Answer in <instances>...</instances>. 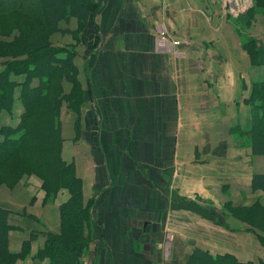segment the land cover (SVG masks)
Wrapping results in <instances>:
<instances>
[{"label": "crops", "instance_id": "1", "mask_svg": "<svg viewBox=\"0 0 264 264\" xmlns=\"http://www.w3.org/2000/svg\"><path fill=\"white\" fill-rule=\"evenodd\" d=\"M97 2L80 30L75 17L59 22L76 37L52 34L56 45L73 50L86 94L81 132L70 109L61 125L63 160L82 181L83 201L94 200L83 264H186L195 246L242 261L264 259L255 232L236 219L220 225L203 208V201L219 197L264 193L251 190L252 175L264 173V155L252 154L249 137L239 132L243 118L250 120L244 80L251 60L248 53L234 57L240 50L227 0L90 4ZM161 30L184 42L158 48ZM18 103L1 112L0 126L17 124ZM22 194L19 203L3 199L1 207L19 212L30 195ZM40 195L28 208L40 226L8 215L21 228L9 232L11 250L17 232L24 240L32 231H60V205L69 191L61 189L48 203Z\"/></svg>", "mask_w": 264, "mask_h": 264}, {"label": "trees", "instance_id": "2", "mask_svg": "<svg viewBox=\"0 0 264 264\" xmlns=\"http://www.w3.org/2000/svg\"><path fill=\"white\" fill-rule=\"evenodd\" d=\"M91 0H38L43 22L33 18L26 22L12 42L0 41V56L7 59L0 65V114L2 111L12 112L17 100L23 103L19 120L15 126H0V171L6 169L9 162L16 156H25L29 148L39 161L37 166L46 176L43 182L47 193L55 195L59 189L69 191L68 199L60 205L61 229L59 232L46 231L47 239L39 248L34 258L44 264H81L89 245L84 232V224L91 219V208L94 200L83 201L82 181L75 174L72 162L67 163L61 157L63 143L60 114L64 103L75 110L72 103L74 89L66 92L64 81L75 85L74 52L70 48H53L45 34H40L41 23L47 33L58 30L69 31L75 37L77 31L59 28V22L75 17L79 30L89 19V10L94 4ZM23 2L19 0H0V12L11 18L22 12ZM90 4V5H89ZM28 5V6H26ZM26 7H35L34 0H27ZM264 10V0H253V5L237 15L235 23L245 27L251 26L256 10ZM0 16L4 15L1 14ZM22 14V13H20ZM35 19V20H34ZM5 21V25L10 24ZM9 25L5 29H10ZM43 31V30H42ZM17 37V38H16ZM255 66L264 67V46L251 37L242 43ZM64 54L63 56H61ZM17 76L21 79H18ZM251 110L252 124L249 129L239 128V132L249 137L251 153L264 155V78L253 82L245 99ZM46 154L47 157L37 155ZM55 179L52 183L49 179ZM50 184H55L51 186ZM251 190L264 191V173H254L251 179ZM231 214L248 223L252 228L264 232V204L254 202L251 205H228ZM9 210L0 207V264H14L15 260L29 250L30 239L23 242L22 249L14 253L9 249V232L17 229L8 222ZM264 245V236L257 234ZM186 264H264V259L239 260L231 253L212 254L210 251L195 246L189 253Z\"/></svg>", "mask_w": 264, "mask_h": 264}, {"label": "rangeland", "instance_id": "3", "mask_svg": "<svg viewBox=\"0 0 264 264\" xmlns=\"http://www.w3.org/2000/svg\"><path fill=\"white\" fill-rule=\"evenodd\" d=\"M6 1V0H5ZM8 1V0H7ZM20 4L23 2L25 5L27 3V0H19ZM35 2V7H26L24 6V4H22V7H24L22 9V12L20 11V13L22 14H17L14 15L15 17L11 18L9 16H12L14 13H12L11 15H5L4 14L2 16H0V41H4V42H12L14 37L18 36V34L20 33V30H22V27L25 31V27L23 25L26 24V22H31L33 20V18L27 16L26 14H32V16H35L36 20H40V22H43V17H42V13L41 10L39 9L38 6V0H34ZM93 10H97L99 7V3H93ZM253 5V0H227V8H228V16L231 15V20L229 22H231L233 24V31H234V37L237 41V50H240L238 52H234V57L235 58H242L241 56H244V58H248L247 57V52H245L243 49H241V45L243 43V41L246 39H250L251 37L256 38L261 45L264 46V10H256V12L254 13V17L251 20V26L250 27H245L242 26L240 24L235 23V19L237 17L238 14L243 13L244 11H246L249 7H251ZM230 12V13H229ZM11 21L9 25H14L13 27H9L10 29H5L7 26H4L5 21ZM35 20V19H34ZM41 29L39 33L40 34H45L46 39L48 40V43L50 44L51 47L53 48H60L59 45H56V42L53 41V32L52 33H47V31H45L44 26L41 23ZM26 35L31 37L32 34V29L30 28L29 33H27L25 31ZM171 35V34H170ZM16 37V38H17ZM95 40H98V36L95 33ZM216 43V42H215ZM235 43V42H234ZM242 53V55L240 54ZM10 59V57L7 56H0V65H2V62ZM250 73L248 75H245V86L249 87V90L251 89V84L253 82L256 81H260L264 78V67L263 66H255L253 65L252 62H250V69H249ZM21 76H17V78H19ZM75 80L76 83L75 85H73V83H71L70 81H64L65 84V88L64 90H66L67 92L71 91L72 89H74V99L75 102L72 103V105L75 106V110L71 109L69 106L67 107L68 104L70 103H64L62 110H61V114H60V121H61V125H62V121L66 119V115L67 113H69L67 111V109H70L71 111L76 113L77 116V121H76V126H77V131L81 132V119H82V107L86 102V94L84 92V88L81 84V80L78 77V73L75 70ZM64 87V85H63ZM247 89V88H246ZM249 90L246 92V95L249 93ZM20 101V100H18ZM22 105L23 107V103L20 101V104L18 103V106ZM9 113V112H8ZM71 113H69L70 115ZM247 116V115H245ZM6 117V114H5ZM247 118V117H246ZM243 129H247L250 128L251 124H252V120H251V110H250V120H249V124L248 122L245 120V118H243ZM251 121V122H250ZM249 126V127H248ZM245 143V142H244ZM25 156H16L14 157L9 164L6 166L7 168L4 169V171H0V207L2 206V202L3 199L4 200H9V201H13L14 202H20L21 199H23V192H26V195L30 194L27 197H24L28 202L25 206L21 207L18 211H13V210H9V214L14 218L15 221H18V217H27L29 218L31 221V223L33 225H37L40 226L39 224H41V219L38 218L37 216H35L32 213H29V206H32L37 198H40V192L43 191L44 193V197L42 199V203H48L49 201L53 200L54 198L51 197V193H47L45 186H43V182L45 179V175L42 172V170L37 166V163H39V161H34L36 160L35 158V154L33 153V151H31L29 148L25 149ZM38 159H40V156H42L43 158L47 157L46 154H41V155H37ZM61 157H62V149H61ZM63 159V157H62ZM70 163V162H69ZM50 182L52 183H56L55 179H49ZM51 186H55V184H50ZM17 189H19V192H17ZM61 189H66V188H61ZM59 189V191L61 190ZM58 191V192H59ZM57 192V193H58ZM57 193L54 195L56 196ZM264 193H259V194H254V193H250L249 197H238V198H228V197H223L222 199L219 198H215L214 200H210L209 203L208 202H204L203 201V208L204 209H211V212L209 214H211L212 216L216 217V221L219 222L220 225H224V223L222 222L223 220H228L230 219H236L238 221H240L242 224H244L248 230L253 231L256 233V235L258 233H261L264 236V232L262 233L261 231H259L256 228H252L248 223L234 217L230 210L228 209V205H233V206H237V205H251L254 202L258 201L261 202L262 204H264ZM248 200V201H247ZM251 202L249 204H245V202ZM244 202V203H242ZM211 204V205H210ZM4 208V207H3ZM7 209V208H6ZM8 214V215H9ZM219 220V221H218ZM19 223V222H18ZM227 224H229V222L226 221ZM241 224V225H242ZM89 226V221L84 224V232L86 231V228ZM19 227V226H16ZM17 229H21L20 227ZM236 232H239L240 230H236L234 229ZM86 235V234H85ZM16 239L14 241V246H12V248L14 250L10 251L15 252L16 248L18 246H20V249H22L23 246V242L25 240L30 239V244H29V250L27 252H24L22 255H19V257L15 260L14 264H44L45 262H39L34 258V255L36 254L37 250L39 248L36 249V247H42L45 245L46 243V239H47V234L46 233H40V232H34L32 231L30 234H26L25 237L27 236L28 239H24L22 240V236L23 233L22 232H17L15 233ZM87 236V235H86ZM258 236V235H257ZM22 240V242H21ZM21 242V243H20ZM19 244V245H17ZM83 259V257H82ZM262 259V258H259ZM256 261V260H255ZM83 264V260L82 263Z\"/></svg>", "mask_w": 264, "mask_h": 264}, {"label": "built area", "instance_id": "4", "mask_svg": "<svg viewBox=\"0 0 264 264\" xmlns=\"http://www.w3.org/2000/svg\"><path fill=\"white\" fill-rule=\"evenodd\" d=\"M155 38H156L155 39L156 40V46L160 49H164L168 46H176L177 47L184 42V40L176 38L164 30L159 31L156 34Z\"/></svg>", "mask_w": 264, "mask_h": 264}]
</instances>
